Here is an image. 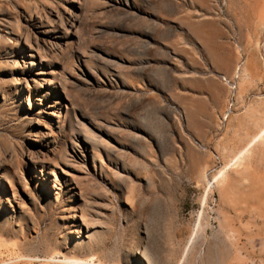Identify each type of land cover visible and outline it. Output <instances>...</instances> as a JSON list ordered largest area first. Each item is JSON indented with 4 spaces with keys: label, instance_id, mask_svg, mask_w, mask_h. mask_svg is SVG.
I'll return each mask as SVG.
<instances>
[{
    "label": "rangeland",
    "instance_id": "rangeland-1",
    "mask_svg": "<svg viewBox=\"0 0 264 264\" xmlns=\"http://www.w3.org/2000/svg\"><path fill=\"white\" fill-rule=\"evenodd\" d=\"M19 1L32 13H19L20 23L28 22L31 43L45 47L63 87L45 83L50 92L41 94L31 78L30 89L21 87L22 106L37 119L30 136L12 132L8 127L15 121L0 108L2 139L26 145L13 183L4 182L0 204L15 214L30 210L35 221L0 244V264H61L74 254L73 240L86 245L91 239L83 218L104 247L121 252L133 232L127 211L162 260L169 258L174 237L185 251L193 246V264H202L206 254L209 264H264V138L235 158L264 125V0ZM10 33L0 25L2 54L19 76L30 57ZM19 42L27 47L24 39ZM35 60L32 78L40 69L51 71ZM243 63L247 75L240 84L235 67ZM229 82L241 99L221 124ZM66 114L77 115L72 127ZM86 130H93L95 149ZM147 141L152 150L143 151ZM31 151L38 162L52 164L44 172L63 183L76 216L69 221L72 230L82 223L78 231L56 223L71 214L66 206H33L31 197L39 196L43 182ZM114 160L127 162L122 177L114 174ZM45 186L57 191L49 182ZM123 192L131 198L127 203ZM19 241H33L42 258L45 242L55 261L29 260L33 249L14 246Z\"/></svg>",
    "mask_w": 264,
    "mask_h": 264
},
{
    "label": "bare ground",
    "instance_id": "bare-ground-1",
    "mask_svg": "<svg viewBox=\"0 0 264 264\" xmlns=\"http://www.w3.org/2000/svg\"><path fill=\"white\" fill-rule=\"evenodd\" d=\"M22 1H26V0H22ZM72 1H75V0H71V2ZM19 2H20L19 0H16V1L15 0L14 1L13 0H9V1L0 0V25L4 26V28H7L11 31L10 34H12L14 39L16 40V45H19V50H21V52L24 54L25 57L28 56L30 57V59L24 60V62L21 64V71L19 72V76L15 75L13 64L9 61L8 56L2 54L3 47L0 43V96H1L0 108H4L6 111H8L12 116L11 120L15 121L14 124H11L8 127L10 130H12V132L13 130H17L19 132L26 133L28 136H30L33 132V127L35 125L34 123L37 121V119L35 116H32V112L27 111L26 109L24 110L22 106V103H23L22 100L26 98L25 96L26 94L24 92V88H21V87H24V85H26L25 89H30V86H32L29 83L30 78L33 81L35 88H37L41 94H44L45 92L47 93L50 92V89L48 88L46 89V86L43 87V84L45 83H47V86L49 85L50 88L51 86H55L61 89L63 85H61V83L59 82V76L58 74H56L53 60L51 59V57L49 58L47 54H44V50H46L45 47L41 45L38 41H36L35 44L30 42L29 34L27 32L28 22L26 23V25L21 24L19 21V17H20L19 13H22L24 16L29 15L32 17V13L30 14L31 9L30 8L22 9V7L18 5ZM15 9H19V11H17L16 13L17 15H15V12H16ZM2 17L5 20H2L1 19ZM74 21L75 19L71 21L72 26L74 24ZM61 24H63V20H61ZM23 29H26V31H23ZM49 31H53V30L51 29ZM21 39L25 40V44L27 45V47L24 44H20L19 41ZM11 47H13V45H11ZM26 52H27V55H25ZM36 56H38V58L41 59L40 63L42 62L43 65L45 64V65L51 66V69H50L51 71L48 72V71H44V69L42 70L36 69V70H39V71H36L35 73L38 76H36L35 78L34 77L32 78L33 76L32 69L38 66L35 60ZM74 65H75V61L72 60V66ZM30 66L32 68H30ZM246 70L247 69L244 63L240 66L237 65L235 67V72H237L238 77L241 76V81L239 82L240 84H242V82H244L246 79V75H247ZM229 84L231 85L229 95L234 94V98H233L234 108L232 111L233 113L235 111V105L237 102H239V99H241V96L239 95L236 96L237 87L232 82H229ZM15 87H19L16 89V94L11 93L12 88H15ZM28 99L30 101V95ZM255 103L257 104V102H254L251 105H249L247 109L245 110V112L246 113L252 112L256 108ZM57 104H60V102L58 101ZM28 105L29 106L31 105L30 102ZM60 116H61V113L58 116L61 122L62 120L60 119ZM66 116L68 117L69 125L71 127L73 126L74 123L78 121L76 114H73V116L66 114ZM147 126L149 130H151L152 132H155L156 129H155L154 124H150ZM92 131L93 130H91V132ZM91 132L86 130L85 138L87 141H90L91 145L93 146V149H95L96 139L94 138ZM2 137L3 136H0V190H1L0 196L1 197H3L5 193L4 188H3L4 182H9L10 184H12L15 178V175H16L15 171L21 168L22 164H21V161L17 160V156L22 157L25 152V148H26L25 143L21 144V143L10 142L8 139H5V138L2 139ZM263 138H264V125L261 128V130L253 136V138L250 140L247 146H245V148L240 150L238 154L236 153L237 155L235 156V158L239 159L243 157L246 153H248L250 148H252L260 140H263ZM144 148H147V149H144ZM144 148H143V151L152 150L150 142L147 141L145 143ZM27 149H29V147H27ZM30 153L32 155V159L35 161V164L37 165L40 164L41 166V172L39 174L42 178L41 182H43V185L40 187L39 196L37 197L34 195L31 197L33 206L36 209V206L43 205L47 209H51V210L54 209L55 204H60V206L61 205L66 206L67 207L65 209L66 212H69L71 214L67 218L64 216L60 217L59 220L57 219L56 223H58V227H63V228H68V229L71 228V230H69V233L71 232L74 233L75 231H78V228H81L82 223H77V230L76 229L72 230L73 229L72 226L74 225L70 224L69 221L71 218L76 217V216L75 214H73L74 206L72 205L70 200L66 201V198L69 197L67 196V192H65L64 189L62 192V188H64L63 183H61L60 179H58L57 174H55V177H50V174L44 172L45 168H50L52 164L46 165L43 162L40 163L38 162L39 160L34 159V158H37L36 157L37 152L31 151ZM94 158H96V152H94ZM112 163L114 166V174L116 175L117 178L122 177V172H125V171L127 172L126 170L127 162H124L121 165L119 161L114 160ZM56 166H57V162L53 164V167H54L53 170H55V172H56ZM227 166L228 164L224 165L220 170L216 172L215 176L213 177L215 181H217L218 178L221 177L225 173ZM100 168H101L102 173L108 176L107 169L105 168L102 162H101ZM48 182L51 185H53V188L57 190L56 192L52 193L48 189V187L46 188L45 184H48ZM209 183H212V182H209ZM209 189H211V186L209 187ZM62 195H63V199L62 197H60ZM123 195H125L126 203L128 202V200L130 201L131 198H128L129 196H127L126 193L123 192ZM7 200L8 202L10 201V199L8 198ZM21 211L22 212L15 214L14 211L10 212L8 210H5L0 204V244L1 243L5 244L4 242H7L8 241L7 239H10L11 237H14V236L16 237L19 233L23 232L26 228H29L30 224L35 223V221L33 222L34 216L30 210L22 209ZM125 213H126V219L128 221L129 220L133 221V232L131 233V237L128 243L125 245V248H123L121 252L120 250L116 248L109 249L107 247H104V244L100 243V241L97 240V236H94L95 235L93 234L94 232L93 233L90 232V226L93 227L91 225L92 222H90L89 220H86V218L85 219L83 218L82 219L83 224L87 225L88 232L90 233L91 239L86 242V245L84 244L85 242L83 243L82 240H76V241L73 240L71 242V246H72L71 248L74 250V254L65 255L64 259L59 262L61 264H193L194 263L195 257H194V252H193V246L187 247V249L185 248L186 249L185 251L184 247L181 246V243H177L174 241V237H171L169 239V241L172 243L170 247L169 258L162 260V258H160L159 256V252H157L155 247H152V245L150 246L148 241H146V235L142 233V230L139 226V221L136 219V217H134L133 212L127 211ZM8 225H13V227H15L13 228V232L10 231V229L8 228ZM71 240L72 238L70 234L67 233L64 241H67L68 243V241H71ZM44 243H40V245L42 246L44 245V248H46L45 256L47 258L46 257L42 258L40 257V255L38 256L36 255L38 248H36L33 241H26V242L19 241V242H16L14 246L17 245V247L22 249L23 251L28 250V249H33L32 250L33 254L29 256L30 258L29 260L40 261V260L48 259L50 261H55L56 258L54 257V255L50 256L51 252H49V249H47V246H45ZM179 252L184 253V259L178 256ZM79 253H83L84 255L77 256V254ZM202 264H209L208 254H206V256L202 258Z\"/></svg>",
    "mask_w": 264,
    "mask_h": 264
},
{
    "label": "built area",
    "instance_id": "built-area-1",
    "mask_svg": "<svg viewBox=\"0 0 264 264\" xmlns=\"http://www.w3.org/2000/svg\"><path fill=\"white\" fill-rule=\"evenodd\" d=\"M233 98H234V94H230L229 96H228V99L226 100V105H225V108H224V113H222L221 115H220V123L221 124H225L226 123V121H227V119H228V117L232 114V111H233V108H234V100H233Z\"/></svg>",
    "mask_w": 264,
    "mask_h": 264
}]
</instances>
